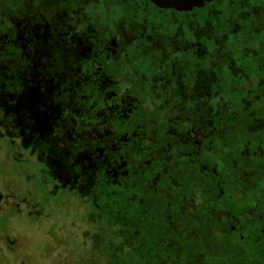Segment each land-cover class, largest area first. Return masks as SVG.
<instances>
[{"label":"flooded vegetation","instance_id":"flooded-vegetation-1","mask_svg":"<svg viewBox=\"0 0 264 264\" xmlns=\"http://www.w3.org/2000/svg\"><path fill=\"white\" fill-rule=\"evenodd\" d=\"M226 4L250 7L252 22L264 11V0H0V217L12 201L11 219L48 218L55 251L73 247L79 208L97 225L94 245L118 206L119 242L141 262L156 258L149 238L164 232L171 246L175 230L195 228L207 191L209 207L224 195L221 96L205 91L220 49L210 54L204 28L207 10ZM17 230L0 225L6 264H32Z\"/></svg>","mask_w":264,"mask_h":264},{"label":"trees","instance_id":"trees-1","mask_svg":"<svg viewBox=\"0 0 264 264\" xmlns=\"http://www.w3.org/2000/svg\"><path fill=\"white\" fill-rule=\"evenodd\" d=\"M251 14L250 7L231 4L220 13L214 8L206 12V45L210 54L220 49L219 73L206 69L205 91L211 95L217 89L221 96V203L209 207L207 191L202 221L175 230L171 246L162 242L164 232L149 238L146 256L156 258L142 262L136 258L138 249L119 242L114 206L104 212L107 226L94 236V255L86 264H264V11L256 22L250 21ZM192 27L197 34L198 25ZM230 199L235 200L236 223L226 206L233 203ZM130 222L127 242L136 235L133 217Z\"/></svg>","mask_w":264,"mask_h":264},{"label":"rangeland","instance_id":"rangeland-1","mask_svg":"<svg viewBox=\"0 0 264 264\" xmlns=\"http://www.w3.org/2000/svg\"><path fill=\"white\" fill-rule=\"evenodd\" d=\"M13 165V169H25V166L23 167L21 165H18V163H14ZM3 171L4 169L0 166V175H5ZM29 173H31V171H29ZM8 180L7 181L11 184V186H14L15 188H17V190L24 189L23 184L21 183L19 178L13 176ZM0 189L6 196L7 185L5 184V182H2L1 179ZM65 206L69 207V205ZM14 207L15 205H13L12 201L11 203L7 204V211H5L4 213L6 215L0 217V225L4 226V228L8 227L11 230L10 232H13L14 229H18L17 231L12 233V235L18 236L19 239L21 238V240H19L21 251L25 256L29 257L31 255L30 258L32 259V264H86L89 262V260L92 259L94 255L93 243L90 241V238H86V234H94V232L97 230V225L91 227V224L86 222V213L82 208L78 209L76 214L77 217H75L77 218V224L74 228L75 230L72 231L73 247L64 246L55 249V252L54 248L56 246L54 245V243H52L53 245H48L46 241L48 240L47 234L52 230V226L49 224L48 218L44 219V227L40 228L31 224H22L24 223L22 222L23 218H19L14 215L17 218L11 219L10 215H8V212H11L9 209ZM61 208L63 209L64 207L61 206ZM65 217L66 216L63 215L60 220L63 222L65 220ZM72 217L74 218V216ZM66 221L67 227H69L70 221L67 217ZM55 234L59 236L55 237L58 239L63 236L62 232V236H60L58 232ZM9 253L10 251L7 252V250L3 251L0 249V264H6V260L8 259V257L13 258V255ZM96 260H99V258H97Z\"/></svg>","mask_w":264,"mask_h":264}]
</instances>
